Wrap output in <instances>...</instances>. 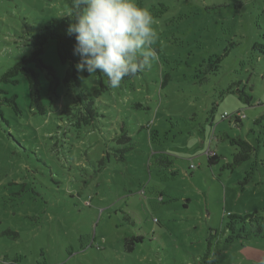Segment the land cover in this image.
I'll return each instance as SVG.
<instances>
[{"label":"rangeland","instance_id":"rangeland-1","mask_svg":"<svg viewBox=\"0 0 264 264\" xmlns=\"http://www.w3.org/2000/svg\"><path fill=\"white\" fill-rule=\"evenodd\" d=\"M69 2L0 0V74L29 53L32 26L67 15ZM137 2L158 32L150 69L117 88L78 73L79 85L53 91L41 73L44 113L29 106L25 78L6 85L21 111L1 100L0 264H194L210 229L226 234L229 214L264 208V126L253 124L264 113V0ZM43 60L62 79L54 41ZM86 99L98 116L77 125ZM235 112L238 123L221 117ZM231 138L255 147L249 159L233 164ZM158 153L171 163L157 165ZM127 236L142 237L131 253ZM219 262L264 264V237L234 241Z\"/></svg>","mask_w":264,"mask_h":264},{"label":"trees","instance_id":"trees-1","mask_svg":"<svg viewBox=\"0 0 264 264\" xmlns=\"http://www.w3.org/2000/svg\"><path fill=\"white\" fill-rule=\"evenodd\" d=\"M74 0H70L68 3L69 13L73 12ZM67 14V15H68ZM63 17H51L46 24L40 26H32L28 31V42L25 44L29 49V53L22 55L18 61L10 65L4 72L0 74V105L3 104L1 100H4L15 114H18L21 110L16 101V93L9 94L6 89V85H17L22 78H25L28 84V97L29 106H35L39 109L40 113L45 112V105L41 102L39 96L40 89V74L49 81L48 89L53 91L55 85L61 84L68 87L70 84L77 86L80 82L77 79V74L81 73L83 77H90L87 71L80 72L76 68V64L81 57L74 54V45L76 43L75 36L67 33V28L71 22L69 16ZM54 41L57 56L62 65L65 66V72L62 79L58 78L52 66L45 63L43 60L44 47L48 41ZM227 53V50L214 58L208 59L205 63V72L216 71L219 67V63ZM138 72L135 75L140 74ZM126 77L123 81L128 82L134 79V76ZM97 81L101 84L100 74L93 75ZM107 81V78L104 77ZM170 80V75L166 72L161 80V86ZM51 93V92H50ZM49 93V94H50ZM243 97L245 102H248L249 98L244 96V92H240V96ZM82 101V112H78L75 121L77 125H88L94 122L97 118V108L90 100ZM69 111V110H68ZM231 114L230 118H233L237 123L240 122L241 117ZM222 115V114H221ZM0 117H2V111L0 110ZM244 117V115H243ZM253 124L257 126H264V113L259 114L254 120ZM124 128H120V138L124 134ZM128 139V137H126ZM122 139V138H121ZM119 140V139H118ZM233 143L239 147V151L234 154L233 164H239L247 159L255 151V147L247 142L243 138H231ZM258 144L264 145V137L257 139ZM120 143V142H119ZM21 146V145H20ZM18 147V146H17ZM117 152V147L114 148ZM126 149V148H125ZM27 151L23 152V156H27ZM209 159L217 157L216 155L208 156ZM38 162H42L41 159H37ZM157 165L167 166L171 163V159L167 154H157L155 156ZM246 181V180H245ZM125 219L130 221L129 216H125ZM132 223V222H131ZM226 234L219 231L210 229L205 238V248L198 257V260L194 264H221L219 257L221 253L226 249L228 245H231L234 241H244L251 237L263 238L264 237V208L260 211H253L245 213L243 215L229 214L228 222L225 224ZM142 237L140 236H127L123 240V249L125 253H131L134 250L136 243H141ZM6 264H20L19 261H9Z\"/></svg>","mask_w":264,"mask_h":264},{"label":"clouds","instance_id":"clouds-1","mask_svg":"<svg viewBox=\"0 0 264 264\" xmlns=\"http://www.w3.org/2000/svg\"><path fill=\"white\" fill-rule=\"evenodd\" d=\"M67 33L74 35L80 72L107 78L117 88L158 61L155 21L137 0H74Z\"/></svg>","mask_w":264,"mask_h":264},{"label":"built area","instance_id":"built-area-1","mask_svg":"<svg viewBox=\"0 0 264 264\" xmlns=\"http://www.w3.org/2000/svg\"><path fill=\"white\" fill-rule=\"evenodd\" d=\"M234 115H236V116H238V117L243 116V115H242L241 113H239V112H235ZM221 117H222V118H225V117H231V115H228V114H226V113H223V114L221 115Z\"/></svg>","mask_w":264,"mask_h":264}]
</instances>
